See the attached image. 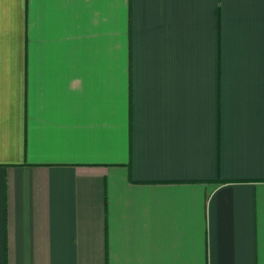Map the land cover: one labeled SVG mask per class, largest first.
Here are the masks:
<instances>
[{"label":"crops","instance_id":"obj_1","mask_svg":"<svg viewBox=\"0 0 264 264\" xmlns=\"http://www.w3.org/2000/svg\"><path fill=\"white\" fill-rule=\"evenodd\" d=\"M0 264H264V0H0Z\"/></svg>","mask_w":264,"mask_h":264}]
</instances>
